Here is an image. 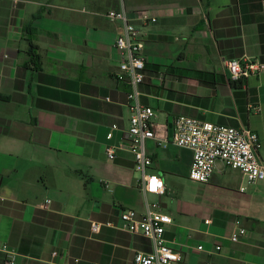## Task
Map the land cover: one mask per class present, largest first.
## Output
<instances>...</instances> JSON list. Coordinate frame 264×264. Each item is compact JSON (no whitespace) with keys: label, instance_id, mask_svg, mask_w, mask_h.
<instances>
[{"label":"crops","instance_id":"1","mask_svg":"<svg viewBox=\"0 0 264 264\" xmlns=\"http://www.w3.org/2000/svg\"><path fill=\"white\" fill-rule=\"evenodd\" d=\"M122 5L137 27L144 15L158 20L143 28L140 88L158 137L172 139L178 116L250 128L264 160V72L236 88L222 66L264 63V0H0V246L16 264H132L152 251L120 227L123 210L146 212L124 140L131 109L117 78L120 25L107 17ZM147 151L149 173L165 182L166 195L152 198L173 219L165 238L180 264H264V183L221 162L196 183L192 151L153 140ZM93 222L104 225L99 234ZM240 228L246 235L232 241Z\"/></svg>","mask_w":264,"mask_h":264},{"label":"built area","instance_id":"2","mask_svg":"<svg viewBox=\"0 0 264 264\" xmlns=\"http://www.w3.org/2000/svg\"><path fill=\"white\" fill-rule=\"evenodd\" d=\"M18 5L22 0H8ZM107 17L111 22L120 25L115 49L119 60L120 82L130 88L129 99L131 118L124 129V140L127 141V151L133 156L135 171L140 174L139 189L144 196L146 212L140 216L134 210H123L120 214V227L132 235L146 238L152 243L149 253H136L132 264H180L182 257L166 240V228L173 219L161 210L153 196L166 195L167 190L162 178L152 175L149 170L152 158L147 151V142L156 141L160 146L173 144L179 148L193 152V163L189 178L191 181L206 184L213 176L219 162L226 167L242 172L253 184L264 183V160L260 156L261 141L259 135L250 128H234L201 121L187 116H178L173 120L172 139H161L156 132V111L145 106L141 101V86L147 78L146 69L149 61L145 54L146 39L149 32L145 29L155 25L156 17L144 15L143 28L137 27L129 19L125 6L119 10H111ZM226 79L230 82L249 79L264 72V63L235 60L222 61ZM113 130L119 129L117 125ZM113 139V132L108 140ZM123 149V148H122ZM110 160L116 157L117 149L107 146ZM120 150V147L118 148ZM51 200H45L43 207L50 205ZM210 223V221H207ZM112 227V223L105 224ZM240 225V222H237ZM104 225L93 222L91 231L99 234ZM246 230L240 228L232 235L231 240L238 242L246 235ZM203 250L202 246L198 247ZM218 251L221 247L216 248ZM0 252L6 255L5 264H16L18 255L8 245L0 246ZM56 255V254H55Z\"/></svg>","mask_w":264,"mask_h":264},{"label":"trees","instance_id":"3","mask_svg":"<svg viewBox=\"0 0 264 264\" xmlns=\"http://www.w3.org/2000/svg\"><path fill=\"white\" fill-rule=\"evenodd\" d=\"M33 57L36 58L35 55H33ZM232 83H233V85L236 88H243L245 86V84H246V79H241V80H238V81H233Z\"/></svg>","mask_w":264,"mask_h":264},{"label":"rangeland","instance_id":"4","mask_svg":"<svg viewBox=\"0 0 264 264\" xmlns=\"http://www.w3.org/2000/svg\"><path fill=\"white\" fill-rule=\"evenodd\" d=\"M149 13H151V12H149ZM160 115V117H161V115H163V114H159ZM157 116H158V113H157ZM164 118H165V116L164 117H162V119H161V121H163L164 120ZM155 122H156V120H155Z\"/></svg>","mask_w":264,"mask_h":264}]
</instances>
